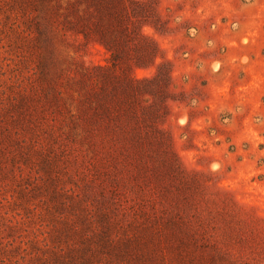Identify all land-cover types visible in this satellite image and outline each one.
<instances>
[{
  "label": "rangeland",
  "instance_id": "1",
  "mask_svg": "<svg viewBox=\"0 0 264 264\" xmlns=\"http://www.w3.org/2000/svg\"><path fill=\"white\" fill-rule=\"evenodd\" d=\"M18 2L0 0V99L40 70L60 83L50 156L81 205L63 212L108 229L110 264H264V0ZM124 82L126 111L109 94ZM17 190L0 187V264H41L44 204Z\"/></svg>",
  "mask_w": 264,
  "mask_h": 264
},
{
  "label": "trees",
  "instance_id": "2",
  "mask_svg": "<svg viewBox=\"0 0 264 264\" xmlns=\"http://www.w3.org/2000/svg\"><path fill=\"white\" fill-rule=\"evenodd\" d=\"M28 1L30 2L28 4L27 0H19L18 3L24 6L23 9L32 7L35 10L42 7L45 0ZM50 11L49 9L48 13L53 15ZM31 18L33 21L34 16ZM53 24L54 22L48 21L50 30L54 29ZM31 27L39 35L38 22H34ZM36 67L42 70L46 68L41 61ZM79 75L81 85H85V82L90 80L91 83L99 85L101 91L107 92L104 91L106 85L102 86L92 72H80ZM37 80L45 85H30L29 89L22 88L4 100L0 99V187H3V190L9 185L18 187L15 192L16 198L25 202V210L34 207V204H28L30 197L28 194L41 195L39 201L44 204L43 208L48 218L47 226H49L48 231L45 232L47 236L37 240L41 248L49 252V256L44 257L41 264H104L100 262L101 260H104L105 264H110V258L122 259L125 257V251H121L117 242L109 238L108 229L100 230L95 235L84 234L85 228L82 226L84 220L77 216V220L74 221L64 215L63 211H71L72 207L81 209V205L76 199L77 195L61 185L60 167L56 164V156H50L52 153L50 144L54 143L56 130L55 126L46 120L47 109L50 107H54V111L49 113L53 114V117L57 113H62V110L65 111L62 108L63 94L57 87L60 83L46 77L41 70ZM70 80L65 81L66 87L73 91L74 82L71 83ZM109 94L113 97L112 102L122 111H126L127 82L121 86L113 85ZM77 96L80 98L78 90ZM97 105L107 115H110L113 109L109 101L97 102ZM79 119L78 115L75 119L70 116L69 124L74 126L75 120ZM41 133L46 134L45 140L39 138ZM24 168L28 169L26 178ZM22 180L31 183L29 190L22 185L17 186ZM78 222L80 226L76 225Z\"/></svg>",
  "mask_w": 264,
  "mask_h": 264
}]
</instances>
